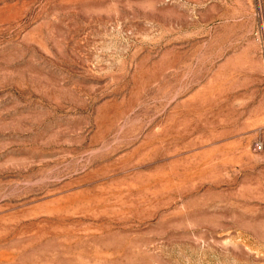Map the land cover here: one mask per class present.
<instances>
[{
	"label": "rangeland",
	"instance_id": "374dc122",
	"mask_svg": "<svg viewBox=\"0 0 264 264\" xmlns=\"http://www.w3.org/2000/svg\"><path fill=\"white\" fill-rule=\"evenodd\" d=\"M0 264H264V0H0Z\"/></svg>",
	"mask_w": 264,
	"mask_h": 264
},
{
	"label": "built area",
	"instance_id": "2783aa9c",
	"mask_svg": "<svg viewBox=\"0 0 264 264\" xmlns=\"http://www.w3.org/2000/svg\"><path fill=\"white\" fill-rule=\"evenodd\" d=\"M258 150H260L261 149V147L258 145L257 147H256Z\"/></svg>",
	"mask_w": 264,
	"mask_h": 264
}]
</instances>
